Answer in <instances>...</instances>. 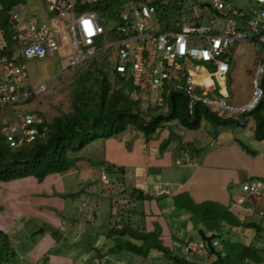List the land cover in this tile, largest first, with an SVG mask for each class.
<instances>
[{
	"label": "built area",
	"instance_id": "built-area-1",
	"mask_svg": "<svg viewBox=\"0 0 264 264\" xmlns=\"http://www.w3.org/2000/svg\"><path fill=\"white\" fill-rule=\"evenodd\" d=\"M73 1L43 0L45 9L53 15L50 26L30 18L25 20V5L21 3L10 10L9 20L17 30L12 37L15 42L12 50L0 56V110L24 104L32 95L47 91L45 83L33 91L27 88L23 62L42 59L52 53H59L65 63L63 71L55 78L89 61L102 57L106 60L108 55L115 57L117 63L112 72L133 86L146 85L157 90L156 101L151 106L159 107L168 115L169 98L174 93L185 98L188 116H193L197 107H203L240 118V123H245L263 100L260 83L264 76V0H249L241 7L233 0H206L203 7L189 6L188 0H177L176 4L173 2L171 19L163 17V11L170 6L169 0H131L122 7L110 28L104 24L107 18L96 11H77L99 0ZM205 10L214 12L215 17L207 18ZM67 15L70 19L66 36L60 18ZM157 16L163 20L162 27L154 24L159 25ZM216 17L223 20L218 29ZM239 46H251L254 68L249 99L234 105L225 97L205 94L196 84L195 72L199 64L210 65L214 67V75L225 80L230 56ZM40 122L33 113H20L9 124L0 122V133L9 147H18L39 137L34 125ZM180 163L178 161L177 165ZM101 180L107 183L104 173ZM261 186L259 181H248L241 189L244 193L263 197L259 192ZM212 245L216 251H223L216 239L212 240ZM182 254L203 256L206 248L202 242L190 240L182 246Z\"/></svg>",
	"mask_w": 264,
	"mask_h": 264
},
{
	"label": "crops",
	"instance_id": "crops-1",
	"mask_svg": "<svg viewBox=\"0 0 264 264\" xmlns=\"http://www.w3.org/2000/svg\"><path fill=\"white\" fill-rule=\"evenodd\" d=\"M175 1L173 0L172 3ZM188 1L189 6L197 4L203 7L206 0H202L201 4H198L199 0ZM21 4L24 5V3ZM247 4L248 2L242 6ZM165 16L168 19L173 18V14L163 15ZM157 17L158 27H162L163 20ZM167 18L164 19L165 28H167L165 24ZM253 57V53H245L241 56L243 70L250 74V82L249 90L241 94L240 99L238 94L234 93L229 80L232 59L225 80L214 75L213 66L199 64V69L195 72L196 84L208 96L225 97L228 103L234 105L244 103L251 93ZM206 66L211 70H207ZM263 110L259 111L261 115ZM158 111L166 114L163 110L158 109ZM215 113H219L218 115L224 118L240 119L220 111ZM251 116L252 114L247 117L245 123L239 125L215 126L214 131H211L214 125L212 126L205 119H202L197 130L185 128L176 121L171 124L164 123L149 136H143L139 130L130 128L122 135L98 141L107 145L102 157L92 156L91 158L85 153L90 167H100L98 178L93 174L94 171L90 170L91 175L85 176V183L82 180L77 182L85 185V189H81V196L85 194H88V197L90 194L94 196V199L86 204V215L89 212L93 217H96L97 213L101 216L107 214L112 219L113 214V217L117 216L120 219L124 213L121 210L114 212L113 199L116 197V201L119 200L124 207L123 204L128 198L126 190L135 188L145 193L146 196L143 200L132 199L131 201L137 203L132 209H130L131 205L126 207L127 215H131V221H136L147 232L158 227L160 229L159 238L165 247L174 249L175 245L178 246L179 238L174 237L173 226L163 216V211H167L168 216L177 215L182 222L191 221L193 223L196 221L192 214L193 210L205 204L210 208L218 207L220 210L222 208L228 210L230 215L245 224H256L260 229L258 234L255 232L256 229L235 228L234 232L232 231V240L264 250V199L262 197L258 199L254 194L244 193L241 189L242 185L248 181H259L264 184V141L256 138L250 141L247 135L249 132L245 133L244 125L251 119ZM253 120L256 121V119ZM230 126L233 128L227 129ZM252 128L255 129L254 124ZM234 129H237V132ZM213 132H215L214 135ZM155 149L156 151L153 152ZM178 161L181 162L180 165H177ZM103 166L105 168L102 169ZM109 169H112L111 173L107 172ZM71 172L81 171L71 170L62 175H49L42 183H37L34 178L28 177L0 185L2 188L0 190V230L9 232L16 223L20 221L26 223L29 218H35L42 219L43 230L50 232L61 229L67 233L68 228L65 229L62 226L64 213L61 214L60 211L66 207L63 204L66 199L62 196L66 193L65 186L71 187L74 180L73 178L70 181ZM104 172L109 177V184H117L115 193L108 188L102 190L103 182L100 177ZM127 172L131 178H128ZM113 176L116 178L115 181L111 178ZM75 178L78 177L75 176ZM63 179L68 181L63 182ZM129 184H131L130 188L127 187ZM103 202L106 204L103 205ZM25 216L26 220L23 221L22 218ZM218 223L219 225L224 224V220H219ZM19 225L23 224L20 222ZM202 226L204 225L200 222L199 227L203 228ZM35 227L37 226L33 225L31 229ZM206 227L210 228L205 225V229L203 228L205 231L202 230L207 234L208 228ZM77 231L80 230L77 229ZM26 236L29 237V234ZM33 236L31 237L34 238ZM73 236L74 234L71 237ZM44 240V237L37 238V244L33 242L29 250L25 248L26 252L23 251L22 254L26 256H33L36 253L41 256L47 255L49 250L42 248ZM103 241L106 242L105 236ZM58 244L62 243L53 242L51 246ZM71 254L67 257L72 256ZM49 259L48 264L60 262V257L51 256ZM146 259L150 260V264H171L158 253Z\"/></svg>",
	"mask_w": 264,
	"mask_h": 264
},
{
	"label": "trees",
	"instance_id": "trees-1",
	"mask_svg": "<svg viewBox=\"0 0 264 264\" xmlns=\"http://www.w3.org/2000/svg\"><path fill=\"white\" fill-rule=\"evenodd\" d=\"M26 1L28 0H0V30L5 39L4 47L0 48V56L9 53L15 43L12 37L16 32V26L9 20V12L13 6L19 3L25 4ZM127 1L131 0H99L93 5L79 7L77 11L81 12L84 9L96 11L99 16L107 18L104 24L106 28H110ZM169 1L170 6L163 13L170 16L173 14V0ZM103 60H105L103 57L99 60H92L89 66L75 74L76 79L68 85L71 89L73 86L74 88L68 98L69 105L66 111H61L57 105L55 107L57 113H54L48 121L45 120L43 113H33L41 120L39 125H34L39 131V137L34 141L14 148L5 143L4 147L2 144L4 137L0 133V183H9L28 177L34 178L37 183H42L49 175H62L71 170H78L81 161L88 162L85 156V149L88 146L100 140L122 135L130 128L139 130L143 136H149L164 123L171 124L176 121L181 126L192 130L199 128L202 119L214 126L240 124L239 119L224 118L203 107H197L194 115L188 116L185 98L175 93L169 98V115L154 107L142 110L139 99H132L130 90L117 87L116 84L124 87L130 85L135 89L139 86H133L128 80L120 78L113 72L115 84H112L108 80V71L103 66L105 64ZM260 85L263 89V100L251 114H255L256 119L254 137L264 141V117L259 113L264 108V76ZM104 174L106 175L105 172ZM126 192L128 198L123 204L124 207L130 205L129 202L131 203L132 199L143 200L146 196L145 193L135 188L130 191L126 190ZM77 193L81 195L82 191ZM62 196L64 199L72 200L77 197V194L65 193ZM113 202L115 205L119 204L115 206L114 211L121 210L124 216H121L119 221L108 229V235H105L106 238L110 236L115 240V244L108 252H112V249L118 254L129 252L144 259L155 252L171 264H239L240 262V264H264L263 249L254 248L249 244L242 245L232 240V231L235 228L256 229L255 232L258 234L259 227L253 223L245 224L239 221L230 215L228 210L222 208V211L218 207L210 208L205 204L197 207L206 206L203 210L199 211L197 208L193 210L194 220L202 222V225H208L210 228H206L209 232L217 234L219 229L225 231L226 233H221V235L226 240L216 239L223 249V251H217L219 257L210 254L207 249L205 256L189 257L163 246L159 231L147 232L136 221H131L127 211L122 209L123 206L119 200ZM222 219L224 224L219 225L218 221ZM118 240L125 241L122 243ZM235 244L241 247H236ZM104 245L101 248L98 247L97 253L103 251ZM14 251L12 242L8 240L4 231L0 230V264H28L18 259ZM108 252L103 256L109 257Z\"/></svg>",
	"mask_w": 264,
	"mask_h": 264
},
{
	"label": "rangeland",
	"instance_id": "rangeland-1",
	"mask_svg": "<svg viewBox=\"0 0 264 264\" xmlns=\"http://www.w3.org/2000/svg\"><path fill=\"white\" fill-rule=\"evenodd\" d=\"M69 3H73V0H68ZM202 0L198 1V4H201ZM249 0H233V2L241 7L242 5L246 4ZM127 2L123 5L125 6ZM25 12L23 13V18L27 20L28 18L32 19L36 23H43L46 25H52L53 24V15L49 13L44 5L43 0H28L25 2ZM246 6V5H245ZM206 17H215V13L205 10ZM217 18V25L219 28L223 25V20L220 17ZM70 17L64 16L60 18V23L62 25L64 34L68 35V23H69ZM155 26H158L156 22H154ZM5 45V39L3 38L2 31L0 30V48ZM245 53H253V49L251 46H239L237 47L234 52L232 59V69L230 71L229 80L232 86V89L235 94H238V98L240 99L241 94L247 93V90H249V78L250 74L243 70V64H242V54ZM99 60V59H97ZM104 61V62H103ZM103 66L105 70L108 71V80L115 84L114 76L112 74L113 65L117 63V60L115 57L108 55L107 60H103ZM91 61L87 62L84 65H80L76 68L75 71L65 73L64 75L58 76L55 78L59 73H61L64 69V61L63 58L60 56L59 53H52L48 56H45L42 59H29L24 62L25 64V71L27 74V77L25 79V85L27 88L31 91L35 90L36 87L41 84L45 83L48 88L47 91L34 95L30 100H28L26 103L21 105H15L13 107H6L0 110V122L1 124L5 123H11L13 120H15L20 113L28 112V113H43V116L46 121L50 120V118L54 115V113H57V108H55L57 105L61 109V111H66L68 105H69V96L71 91H73V88L69 87V83L74 81L76 79L75 74L81 70L84 69L86 66H89V63ZM100 62V61H98ZM100 62V63H102ZM203 66H205L203 64ZM207 70L210 68L206 66ZM251 69V67H250ZM211 70V69H210ZM251 71V70H250ZM214 81V79H212ZM117 87H120L122 89L130 90L132 99H139L140 101V107L142 110H145L150 107H154L151 105H154L152 103H155L157 98V90H151L146 85H142L139 88H134L130 85H126L124 87L121 84H116ZM161 99L164 98V96H160ZM154 109H159V107H154ZM219 114V113H218ZM255 114H252L251 119L244 125L245 127V133L250 138V141L254 140V128H252L253 124L255 126V122L253 119ZM264 117V110L262 113ZM213 126V125H212ZM211 128V131H214L216 128ZM233 127H228L227 129L231 130ZM234 131L237 132V129H234ZM215 132H213V135ZM2 135V134H1ZM3 141V140H2ZM2 144L5 147V142H2ZM106 144H102V142H96L92 143L88 148H86L85 153L89 156H96L97 158L102 157L104 154V151L106 149ZM80 168L76 170V172L79 173H72V178L70 181H72L71 187L65 186L66 194H77L76 198H73L70 200L67 198L64 200L63 203L66 205L65 209L60 211L63 219L62 226L66 229L68 228V232L61 229H56L55 231L48 232L47 230H43V223L42 219H28L26 223L21 222L23 224L22 226L19 225L20 222L16 223L14 228L9 232H4L6 234V237H8V240L12 242V245L14 247V253L20 259L22 262H26L28 264H48L50 261L51 256L60 257V262L56 264H150V260L144 259L142 257H137L135 255L130 254L129 252H123L119 253L112 249V252H108L110 247L115 244L114 237H107L106 242L103 241V237L108 235V229L113 226L114 223H117L119 221V217L114 216L109 218L108 215H100L99 213L96 214V217H93L91 213L89 212L88 215H86L87 206L86 204L90 202L92 199H94V196L90 194L88 197V194L84 195H78V191L81 189H85L84 184H78V180H82L83 183H85V176L91 175L89 172L90 170H93V174L96 178H98L100 174V167H90V165L86 161H81L79 163ZM84 166V167H81ZM86 168V169H84ZM105 168V166L102 167V169ZM84 169V170H83ZM109 173H111L112 169L107 170ZM127 171V169H126ZM116 172V171H115ZM78 178H75V176ZM114 174V173H113ZM128 178L130 175L128 172L126 173ZM102 176V175H101ZM82 177V179H81ZM107 183H102L103 186L101 187L102 190L104 188H108L112 193L117 191V184H109L108 178L106 175ZM101 178V177H100ZM113 181L116 180V178L111 177ZM111 178L109 180H111ZM131 178V177H130ZM65 181H68L67 179H63ZM0 185H5L4 183ZM74 185V186H72ZM113 185V186H111ZM129 184L127 187L130 188ZM262 188L259 190L260 193H262L264 199V184L262 183ZM2 188H0L1 190ZM74 189V190H72ZM130 190V189H128ZM255 197L260 199L261 196L254 194ZM78 198V199H77ZM116 197H114L113 201H116ZM126 199V198H124ZM84 205H81V204ZM126 203V202H125ZM136 201H131L129 204L131 205V208H134L133 205H136ZM106 204L103 202V205ZM113 204V203H112ZM111 204V205H112ZM113 206H119V204ZM206 207V206H205ZM203 207V208H205ZM203 208H197V210L201 211ZM123 210H126V206L122 207ZM89 210V209H88ZM115 212V211H114ZM54 213V212H53ZM57 215H59L57 213ZM163 216L166 218L169 224L173 226V235L176 238H179V242L177 243L178 246H174V252L182 254V246L192 240V241H198L197 236V230L200 228V222L194 221L193 223L191 221H185L182 222L180 218L175 216H168L167 211H163ZM130 218L131 215L129 216ZM22 220H26V216L22 218ZM172 221V223H170ZM175 223V224H174ZM26 224V225H25ZM35 225L34 229H31V227ZM175 226V227H174ZM192 226V227H191ZM205 229V225L202 226ZM77 228L80 231H77ZM200 228V229H203ZM203 229V230H204ZM160 229L156 227L155 231L158 232ZM71 231V232H70ZM205 231V230H204ZM73 238L71 237L73 234ZM75 232V233H74ZM99 232V233H97ZM234 232V230H233ZM69 233V234H68ZM221 233H226L225 231L219 229L217 234L221 235ZM239 233V232H237ZM29 234V237L26 235ZM34 234V236H33ZM207 234H212L207 231ZM33 236L34 238H32ZM105 236V237H106ZM39 237H44L45 240L43 242L42 248L49 250L48 254L45 256H41V254L36 253L33 256L22 254L23 251H25V248L29 250L30 245L34 242V244H37L36 240ZM224 237V236H223ZM120 242H124L125 240H118ZM177 241V240H176ZM243 243V240H241ZM53 242H61L62 244H58L54 247L51 245ZM220 242V241H219ZM103 246V251L100 253H97L99 251L98 247L101 248ZM27 246H29L27 248ZM236 247H241L238 244H235ZM51 248V249H50ZM77 253H76V252ZM26 252V251H25ZM108 252L109 257H104L105 253ZM72 253V254H71ZM155 252H153L154 254ZM71 254L72 256H69ZM183 255V254H182ZM185 256V255H184ZM205 256V255H203ZM74 259V260H73ZM242 261V260H241ZM169 262V261H168ZM241 263V262H240ZM239 263V264H240ZM55 264V263H51ZM244 264V263H242Z\"/></svg>",
	"mask_w": 264,
	"mask_h": 264
},
{
	"label": "water",
	"instance_id": "water-1",
	"mask_svg": "<svg viewBox=\"0 0 264 264\" xmlns=\"http://www.w3.org/2000/svg\"><path fill=\"white\" fill-rule=\"evenodd\" d=\"M208 6V5H206ZM197 236H198V241L202 242L205 246V248L208 250V252L212 255H214L215 257H219L218 252L214 249L213 245H212V240L217 239L220 241L226 240L225 237H223L222 235L219 234H206L202 229H198L197 230Z\"/></svg>",
	"mask_w": 264,
	"mask_h": 264
},
{
	"label": "clouds",
	"instance_id": "clouds-1",
	"mask_svg": "<svg viewBox=\"0 0 264 264\" xmlns=\"http://www.w3.org/2000/svg\"><path fill=\"white\" fill-rule=\"evenodd\" d=\"M3 47V46H2ZM214 112V111H213ZM102 181V180H101Z\"/></svg>",
	"mask_w": 264,
	"mask_h": 264
}]
</instances>
